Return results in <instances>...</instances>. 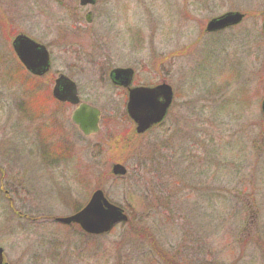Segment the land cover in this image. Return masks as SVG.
Instances as JSON below:
<instances>
[{"label": "rangeland", "instance_id": "374dc122", "mask_svg": "<svg viewBox=\"0 0 264 264\" xmlns=\"http://www.w3.org/2000/svg\"><path fill=\"white\" fill-rule=\"evenodd\" d=\"M106 1L90 10L91 23L76 12V24L57 0H0L5 261L264 264V0ZM234 9L261 14L235 33L207 37L211 15ZM252 25L260 29L257 45ZM19 34L48 48L46 77L34 79L18 64ZM116 67L134 69L135 84L173 87L163 126L138 135L126 92L108 78ZM61 74L101 110L97 135L83 136L71 121L74 108L52 99ZM112 164L127 176L113 179ZM99 187L130 222L97 237L54 222Z\"/></svg>", "mask_w": 264, "mask_h": 264}, {"label": "water", "instance_id": "95a60500", "mask_svg": "<svg viewBox=\"0 0 264 264\" xmlns=\"http://www.w3.org/2000/svg\"><path fill=\"white\" fill-rule=\"evenodd\" d=\"M88 3H94V0H82V4ZM241 20V14H228L220 20L212 22L209 27L214 24L225 27L229 24H238ZM13 46L21 62L33 74L42 76L49 70V55L44 47L24 35L18 36ZM133 75L134 72L130 69H119L111 74L115 83L124 87L131 85ZM53 96L61 102L78 106L71 119L83 135L91 136L99 131L100 111L87 104L79 105L80 100L75 83L61 76L56 81ZM172 98V88L168 85H160L152 89L135 88L130 90L127 105L128 115L137 125L139 134H143L164 120ZM160 99H163V102ZM126 173L127 170L124 166L112 165V174L115 177H123ZM128 219L123 209L110 203L102 190H97L82 210L72 216L58 218L57 222L65 225L76 224L86 234L99 236L109 233L118 224L128 222ZM0 264H4L2 248H0Z\"/></svg>", "mask_w": 264, "mask_h": 264}, {"label": "flooded vegetation", "instance_id": "af4514ba", "mask_svg": "<svg viewBox=\"0 0 264 264\" xmlns=\"http://www.w3.org/2000/svg\"><path fill=\"white\" fill-rule=\"evenodd\" d=\"M57 1L59 2V4L62 5V7L64 9H66L65 11L74 12L73 17L75 18L76 24L77 23L80 24V22H81V20L78 19L77 15H76V12H79V11L80 12H85L86 11V13H87L86 15H90V17L92 18L93 17V13L90 12V10L92 8H95V6H97L99 4L101 6H102L103 3H105V5L107 4L106 0H96L95 4H93L92 6H90L89 4H86L87 6L85 4H82V0H57ZM119 1L120 0H110V3L113 5L115 3H119ZM125 1H128V0H125ZM229 13L241 14L242 15V20L240 21V24H238V25H228V26H225V27L220 26L219 24L218 25L214 24V25H212L209 28V24H211L214 21L220 20L223 16H225V15H227ZM259 14H261V13L260 12L259 13H255L253 11L244 12V11H239L238 9H234V10H231V11H226V12H223V13H215L214 15L213 14L211 15V17L212 16H214V17L210 18L209 21L206 23L204 32L207 35V37L215 36V37H217V39H219L220 35H224V34H227L229 32H232V31H233L232 33H235V30L238 29L241 25H243L248 19H253L254 20L255 18H257L259 16ZM136 16H137V14L132 15L133 18H135ZM252 24H253V22H252ZM248 30H251L254 33V36L256 34L255 45H257L259 43V40H260V31H259L260 29H259V26L258 25H254V26L252 25V29H248ZM243 31H245V30H243ZM261 32H262V26H261ZM234 40H235V38H234ZM14 55H15V53H14ZM15 57H16V55H15ZM15 59H17V57ZM17 61H18V59H17ZM18 63H19V61H18ZM120 68L127 69L129 67H116L115 69H120ZM135 77H136V71L134 70V78ZM108 78H109V81H110V83L112 85L115 84L119 89H122V90H124L126 92L127 100H128V95H129L128 94V89H125V88H122L121 86H118L114 82L113 78L111 77V72L108 75ZM139 86H144V85H139ZM210 115H211V113H210ZM6 193L8 194V191ZM44 247L47 248V245L44 246Z\"/></svg>", "mask_w": 264, "mask_h": 264}, {"label": "trees", "instance_id": "16d2710c", "mask_svg": "<svg viewBox=\"0 0 264 264\" xmlns=\"http://www.w3.org/2000/svg\"><path fill=\"white\" fill-rule=\"evenodd\" d=\"M30 99L32 100V102H31L32 105H34V106L38 105V103L36 102L37 97H35V94L32 95ZM37 100H39V99H37ZM57 147H59V149L63 150V148L61 146H57ZM57 147H53V149H52V153L51 154L54 155V156L59 154V150H58ZM56 152H58V154ZM116 180H118V179H116ZM99 188H102V187H99Z\"/></svg>", "mask_w": 264, "mask_h": 264}]
</instances>
